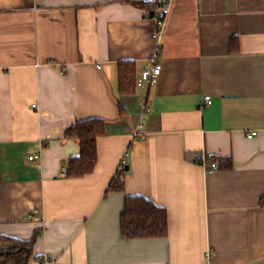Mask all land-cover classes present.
Returning <instances> with one entry per match:
<instances>
[{
	"label": "crops",
	"instance_id": "obj_1",
	"mask_svg": "<svg viewBox=\"0 0 264 264\" xmlns=\"http://www.w3.org/2000/svg\"><path fill=\"white\" fill-rule=\"evenodd\" d=\"M163 1L0 0V236L36 237L29 264H264V0H171L160 29ZM153 59L157 83L122 94L119 64L138 81ZM90 118L99 160L71 178L66 130ZM136 195L166 237L123 236Z\"/></svg>",
	"mask_w": 264,
	"mask_h": 264
},
{
	"label": "trees",
	"instance_id": "obj_2",
	"mask_svg": "<svg viewBox=\"0 0 264 264\" xmlns=\"http://www.w3.org/2000/svg\"><path fill=\"white\" fill-rule=\"evenodd\" d=\"M139 6L149 11H154L157 4L141 2ZM235 41V39H234ZM119 86L122 94H130L136 91L137 71L134 62H121L119 64ZM106 120L90 118L84 121H77L66 130L67 139L78 141L80 154L72 157L68 161L66 174L71 178L85 177L90 175L98 163L99 138L106 134ZM211 163L217 164L215 169H230L232 161L224 158H211ZM202 165V163H201ZM209 168V170H215ZM123 171L119 179L114 180L110 185L111 190L123 189ZM122 212L121 229L123 236L128 240L164 238L169 233L168 213L163 207H159L152 200L143 196L127 197ZM264 208V196L261 201ZM35 238L24 241L11 237L0 236V244L8 245L6 250H0V264H29L33 255Z\"/></svg>",
	"mask_w": 264,
	"mask_h": 264
},
{
	"label": "built area",
	"instance_id": "obj_3",
	"mask_svg": "<svg viewBox=\"0 0 264 264\" xmlns=\"http://www.w3.org/2000/svg\"><path fill=\"white\" fill-rule=\"evenodd\" d=\"M171 0H164L161 4V9L162 11L159 12V16H158V26L160 27V29H162V26L164 25L167 13V7L169 6ZM162 66L160 63H157V61L155 59H153L151 61L150 64L144 66V68H142L140 71V77L137 81V85L141 88H143L145 85L147 84H154L157 83L158 78L160 77L161 73H162ZM205 100H206V104L208 106H211L213 104V98L210 96H205ZM34 107H36V105H34ZM257 135L256 132L250 133L248 134V138H253ZM40 159L39 155H33L32 157H30V161L33 160H38ZM202 166L206 169L209 170V168L211 169H215L217 167L216 163H210L207 159H204L202 162ZM123 168V164H121V169ZM63 173H66V169H63ZM45 262L46 264H50L51 260H49V258H45Z\"/></svg>",
	"mask_w": 264,
	"mask_h": 264
}]
</instances>
